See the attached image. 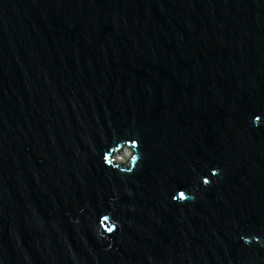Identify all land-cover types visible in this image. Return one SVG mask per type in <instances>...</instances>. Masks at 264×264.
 Returning <instances> with one entry per match:
<instances>
[{
  "label": "water",
  "instance_id": "95a60500",
  "mask_svg": "<svg viewBox=\"0 0 264 264\" xmlns=\"http://www.w3.org/2000/svg\"><path fill=\"white\" fill-rule=\"evenodd\" d=\"M0 264H264V0H0Z\"/></svg>",
  "mask_w": 264,
  "mask_h": 264
},
{
  "label": "rangeland",
  "instance_id": "374dc122",
  "mask_svg": "<svg viewBox=\"0 0 264 264\" xmlns=\"http://www.w3.org/2000/svg\"><path fill=\"white\" fill-rule=\"evenodd\" d=\"M115 159L119 162H126L129 155H130V150L127 148L121 149L118 153L114 154Z\"/></svg>",
  "mask_w": 264,
  "mask_h": 264
},
{
  "label": "trees",
  "instance_id": "16d2710c",
  "mask_svg": "<svg viewBox=\"0 0 264 264\" xmlns=\"http://www.w3.org/2000/svg\"><path fill=\"white\" fill-rule=\"evenodd\" d=\"M118 152V151H117ZM115 154V153H114ZM115 156V155H114Z\"/></svg>",
  "mask_w": 264,
  "mask_h": 264
}]
</instances>
